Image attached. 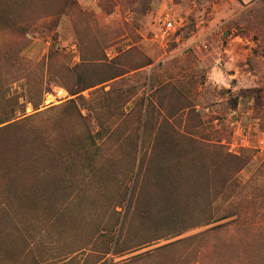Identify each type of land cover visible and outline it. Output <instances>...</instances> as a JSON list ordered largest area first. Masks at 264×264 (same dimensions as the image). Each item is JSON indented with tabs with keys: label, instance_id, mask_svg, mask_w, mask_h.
<instances>
[{
	"label": "rangeland",
	"instance_id": "374dc122",
	"mask_svg": "<svg viewBox=\"0 0 264 264\" xmlns=\"http://www.w3.org/2000/svg\"><path fill=\"white\" fill-rule=\"evenodd\" d=\"M0 264H264V0H0Z\"/></svg>",
	"mask_w": 264,
	"mask_h": 264
},
{
	"label": "built area",
	"instance_id": "2783aa9c",
	"mask_svg": "<svg viewBox=\"0 0 264 264\" xmlns=\"http://www.w3.org/2000/svg\"><path fill=\"white\" fill-rule=\"evenodd\" d=\"M178 22L173 18V17H166L165 19V27L168 32H174L176 31L179 27Z\"/></svg>",
	"mask_w": 264,
	"mask_h": 264
},
{
	"label": "trees",
	"instance_id": "16d2710c",
	"mask_svg": "<svg viewBox=\"0 0 264 264\" xmlns=\"http://www.w3.org/2000/svg\"><path fill=\"white\" fill-rule=\"evenodd\" d=\"M80 91H77L76 93H72L73 95L74 94H77V93H79ZM237 158H239V157H237ZM144 170V167H140V171L142 172Z\"/></svg>",
	"mask_w": 264,
	"mask_h": 264
}]
</instances>
